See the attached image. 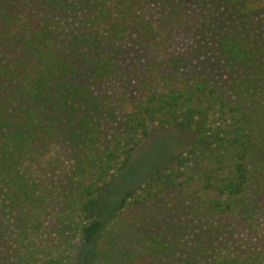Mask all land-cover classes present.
<instances>
[{"label":"trees","instance_id":"1","mask_svg":"<svg viewBox=\"0 0 264 264\" xmlns=\"http://www.w3.org/2000/svg\"><path fill=\"white\" fill-rule=\"evenodd\" d=\"M0 264H264V0H0Z\"/></svg>","mask_w":264,"mask_h":264},{"label":"rangeland","instance_id":"2","mask_svg":"<svg viewBox=\"0 0 264 264\" xmlns=\"http://www.w3.org/2000/svg\"><path fill=\"white\" fill-rule=\"evenodd\" d=\"M191 138L188 134L176 130L156 132L147 138L138 147L132 162L121 171L115 180L113 187L103 197L96 210L99 219H106L116 206L121 192L132 185L154 165L170 161L177 153L185 150Z\"/></svg>","mask_w":264,"mask_h":264}]
</instances>
